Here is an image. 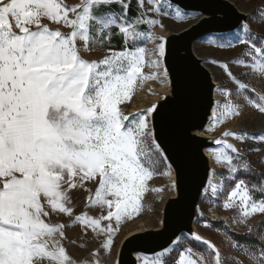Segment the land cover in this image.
Returning a JSON list of instances; mask_svg holds the SVG:
<instances>
[{"label": "snow or ice", "instance_id": "6c2138e0", "mask_svg": "<svg viewBox=\"0 0 264 264\" xmlns=\"http://www.w3.org/2000/svg\"><path fill=\"white\" fill-rule=\"evenodd\" d=\"M131 9L132 0H79L73 5L65 0H0V264H77L64 246L65 229L77 223L85 234L91 230L103 236L101 247L110 255L122 221L139 215L141 198L154 175L168 176V190L175 191L178 199L182 196L179 168L164 146L163 128L160 136L156 134L154 121L164 105L153 103L127 115L121 105L131 101L145 81L171 84L168 37L151 31L155 26L163 31L165 26L149 14L178 21L199 14L179 0H136L135 15ZM248 20L264 23V6L239 21L231 35L209 37L207 42L221 49L246 45L243 55L250 59L234 63L264 77V37L251 31ZM113 35L122 40L120 50L111 46ZM149 42L151 48L143 46ZM97 47L105 48L102 57L86 59ZM209 62L225 70L237 97L255 93L228 64ZM145 67L150 71L146 73ZM220 92L225 100L213 101L209 131L243 114V106L232 102L231 90ZM245 99L264 113V95L259 103ZM228 136L241 143L264 142V132L222 133L212 142L218 147L207 152L225 174L209 168L200 193L216 201L228 185L223 208H236L237 222L243 223L254 214H264V197L257 200L253 195L264 194V180L250 189L246 180L237 178L240 170L250 171V164L224 138ZM89 183L95 188L87 187ZM75 189L87 192L86 205L100 214L84 212L67 225L47 222L53 214L73 216ZM182 235L185 241L207 248H179L172 264H224L225 258L210 241L195 232ZM229 241L252 264H264V234L247 245L231 237ZM181 242L182 236H174L152 253L137 251L134 264H167ZM99 253L100 249L94 250L92 259L81 264H102ZM112 264H121L119 254ZM234 264L243 261L235 259Z\"/></svg>", "mask_w": 264, "mask_h": 264}, {"label": "rangeland", "instance_id": "374dc122", "mask_svg": "<svg viewBox=\"0 0 264 264\" xmlns=\"http://www.w3.org/2000/svg\"><path fill=\"white\" fill-rule=\"evenodd\" d=\"M234 5L242 12H248L250 15L256 13V10L260 6H264V0H231ZM69 5L79 3V0H65ZM254 8V9H253ZM113 10L119 11L117 5H112ZM192 13H198L199 15L190 16L187 20L178 21L170 16H156L154 13H150L151 18H158L165 26L162 31L160 27L155 26L151 28L156 34L169 35L171 32H178L192 23L196 22L201 13L191 11ZM136 13V0H132L131 15ZM251 27V31L256 33L260 37H264V23L256 24L251 20L248 21ZM50 27H57V25H50ZM141 29H146L147 26L141 25ZM62 31H68L66 28H62ZM242 31V29H241ZM113 32H116L113 29ZM232 31L223 33H208L194 43V49L198 57L203 59L204 64L210 69L213 79L218 82L217 97L218 101L223 102L225 97L221 94L220 90L229 89L233 95L231 97L232 102L243 106V114L237 118H230L223 124L216 126L213 130L209 131L210 123L205 125L204 131L210 136L208 139L207 149L218 147L212 142L222 137V133L225 131L232 132H247L252 135L264 132V113H260L258 108L248 104L245 96H248L254 102L259 103V96L264 95V77H261L258 73H254L251 68L237 65L234 63L237 59H244L248 61L250 58L243 55L246 49V45H237L235 48H218L215 45L207 42L208 38H219L220 36H229ZM111 46L116 50L122 48V40L119 35H113L111 39ZM147 48H151L153 45L149 42L144 44ZM105 52L104 47H97L90 55H87L86 59H98L101 58ZM216 60L221 64H228L232 73L242 82L249 85V87L255 89V93L245 92L244 95L237 97L235 95V84L230 81L226 75L225 70L219 66V64H213L209 61ZM144 71L147 73L150 70L145 67ZM170 85L160 82L159 80L145 81L143 85L135 91L131 101L121 108L125 114L136 113L140 110L150 107L153 103L163 98L165 94L169 93ZM207 126V127H206ZM229 143H232L237 149H239L241 157L250 164V171L245 172L240 170L238 173V179L246 180L249 188L253 185H259L264 180V142L253 141L251 139L245 140L243 143L235 139L234 137H224ZM259 148L260 151H252V149ZM211 168H215L219 174H225V169L215 165L212 160L210 162ZM163 172V168L159 170ZM170 182V178L163 174L154 175V177L148 181L149 190L143 194L141 198V210L139 215H134L131 220H124L121 224V230L117 234L116 243L113 247L111 254H107L101 247L103 236L97 237L91 230L86 234L82 231L81 226L77 223L71 227L65 229L66 240L64 246L71 258L74 259L77 264H81L84 260L92 259V252L96 249H100L99 257L102 264H112V261L117 259L120 247L123 241L136 232H142L150 228H157L161 226V220L163 217V207L167 199L173 195L174 191H169L167 185ZM219 183V180H217ZM234 186V184L232 185ZM87 187L95 188L94 184L89 183ZM161 188L163 191L157 193L151 189ZM229 191V186L226 185L224 192L220 198L216 201L209 200L201 195V199L196 210L195 229L201 235L203 239L210 241L220 251L222 257H224V264H234L235 259L243 261V264H252V261L247 259L241 251L233 248L229 237L238 241L242 245H247L249 242L255 241L261 234H264V214L257 213L253 216L246 218L243 223L237 222L240 219V213L236 208L227 209L223 208V201ZM88 195L83 189L72 190L71 196L74 205V213L72 217L63 214H53L50 218H46L47 222L56 224L63 223L69 224L76 215H80L84 212H88L90 215H99V209L88 207L86 205V196ZM254 197L259 200L264 197V194L260 192H253ZM207 225V226H205ZM252 228V234L246 235L249 229ZM187 234V233H184ZM182 236V242L177 246V250L174 251L171 257L168 258L167 264H172V260L178 258L179 248H186L191 246L197 251H203L207 248L201 242L194 240L185 241ZM72 241H75L73 243ZM149 253V252H146ZM207 254V253H206Z\"/></svg>", "mask_w": 264, "mask_h": 264}, {"label": "water", "instance_id": "95a60500", "mask_svg": "<svg viewBox=\"0 0 264 264\" xmlns=\"http://www.w3.org/2000/svg\"><path fill=\"white\" fill-rule=\"evenodd\" d=\"M179 2L188 11L201 13V17L168 38L171 94L160 103L164 107L154 123L157 136L163 128L164 146L175 161L174 167L179 168L177 179L182 196L167 199L161 228L130 235L123 241L119 250L121 264H134V252H150L166 246L181 224L196 214L201 185L210 164L204 152L206 142L196 137L194 130L207 124L214 101V82L209 69L195 53L194 43L208 33L233 31L247 17L230 0Z\"/></svg>", "mask_w": 264, "mask_h": 264}, {"label": "bare ground", "instance_id": "6f19581e", "mask_svg": "<svg viewBox=\"0 0 264 264\" xmlns=\"http://www.w3.org/2000/svg\"><path fill=\"white\" fill-rule=\"evenodd\" d=\"M231 1V0H230ZM232 2V1H231ZM254 9V8H253ZM245 14H246V19L250 16V14L248 13V12H244ZM249 21V20H248ZM172 34H173V32H171L169 35H167V37L169 38L170 36H172ZM195 50V49H194ZM196 53V52H195ZM202 59V58H201ZM202 61H203V59H202ZM204 63V62H203ZM205 65V64H204ZM206 66V65H205ZM207 67V66H206ZM209 69V68H208ZM209 71H210V69H209ZM210 73H211V71H210ZM211 75H212V73H211ZM212 80H213V82H214V100H216V101H218V97H217V86H218V82L215 80V79H213V76H212ZM170 85V91H169V93H168V97L170 96V94H171V84H169ZM165 99H164V97L163 98H161L160 100H158L156 103H162L163 101H164ZM211 116H212V110H211V113L209 114V116H208V121H207V124H208V122L210 123L211 122ZM207 127V126H206ZM204 129L205 128H202V129H195L194 130V135L196 136V137H198V138H201V139H203L205 142H206V145H205V147H204V152H205V154H206V156H207V158H208V160H209V164H210V162H211V159L209 158V155H208V152H207V145H208V139L210 138V136L204 131ZM210 168H211V165H210ZM176 196V192L174 191V193H173V195H171L169 198H171V197H175ZM168 198V199H169ZM164 210V207H163V209H162V211ZM195 220H196V214L194 215V217L189 221V222H185V223H182L181 224V226H180V228H179V230H178V232L176 233V235L175 236H181L182 234H184V233H189V232H195V233H197L198 235H200L199 233H198V231L195 229ZM163 226V217H162V220H161V226H159V227H157V228H150V229H147V230H145V231H142V232H136V233H144V232H148V231H152V230H156V229H159V228H161ZM136 233H133V234H136ZM132 234V235H133ZM201 236V235H200ZM158 250V249H157ZM152 252H154V251H156V250H151ZM149 252V253H152V252ZM135 253L136 252H134L133 253V256H134V259H136V257H135Z\"/></svg>", "mask_w": 264, "mask_h": 264}]
</instances>
